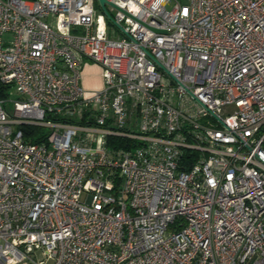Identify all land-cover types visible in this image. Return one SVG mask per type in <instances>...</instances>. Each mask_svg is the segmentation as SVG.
<instances>
[{"label": "built area", "instance_id": "obj_1", "mask_svg": "<svg viewBox=\"0 0 264 264\" xmlns=\"http://www.w3.org/2000/svg\"><path fill=\"white\" fill-rule=\"evenodd\" d=\"M173 1L0 0V264H264V0Z\"/></svg>", "mask_w": 264, "mask_h": 264}, {"label": "rangeland", "instance_id": "obj_2", "mask_svg": "<svg viewBox=\"0 0 264 264\" xmlns=\"http://www.w3.org/2000/svg\"><path fill=\"white\" fill-rule=\"evenodd\" d=\"M181 4L189 3V0H178ZM176 1L174 0L171 4L168 5V8H171ZM97 7L99 8V3L97 2ZM102 67L94 62H88L85 64L82 70L81 78L82 85L86 91L87 95L93 94L95 91H98L104 87V81L102 77ZM11 96L7 102L8 109L13 110V100L19 97V94L15 92V87L11 88ZM47 131V128L44 129Z\"/></svg>", "mask_w": 264, "mask_h": 264}, {"label": "trees", "instance_id": "obj_3", "mask_svg": "<svg viewBox=\"0 0 264 264\" xmlns=\"http://www.w3.org/2000/svg\"><path fill=\"white\" fill-rule=\"evenodd\" d=\"M36 131H38V129H34L33 127H31V128L28 127V129H26L27 135H30L31 137H33V139H32L33 141H42L44 138L43 137H36Z\"/></svg>", "mask_w": 264, "mask_h": 264}, {"label": "water", "instance_id": "obj_4", "mask_svg": "<svg viewBox=\"0 0 264 264\" xmlns=\"http://www.w3.org/2000/svg\"><path fill=\"white\" fill-rule=\"evenodd\" d=\"M100 1V3L102 4V5H104L105 3H107V0H99ZM112 5H114V6H116L115 4H113V3H111ZM154 30L155 31H157V32H165V30H162V29H155L154 28Z\"/></svg>", "mask_w": 264, "mask_h": 264}]
</instances>
